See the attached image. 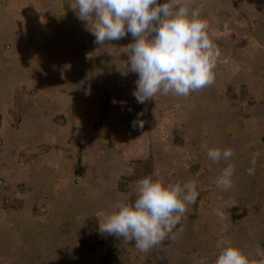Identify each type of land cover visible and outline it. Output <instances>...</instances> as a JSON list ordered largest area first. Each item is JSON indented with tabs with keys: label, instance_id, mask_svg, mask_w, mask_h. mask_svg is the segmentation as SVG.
Returning a JSON list of instances; mask_svg holds the SVG:
<instances>
[{
	"label": "rangeland",
	"instance_id": "obj_1",
	"mask_svg": "<svg viewBox=\"0 0 264 264\" xmlns=\"http://www.w3.org/2000/svg\"><path fill=\"white\" fill-rule=\"evenodd\" d=\"M189 3L201 9L220 50L215 81L187 98L157 94L140 104L132 95L138 75L126 68L130 35L94 43L75 0H0V112L21 111L14 130L59 125L34 129L32 143L46 133L52 145L19 152L14 187L0 181L17 198L32 195L31 217L1 219L0 264H213L221 240L250 257L264 249V40L259 51L253 37L264 3ZM24 141L12 142L23 150ZM213 147L234 155L213 164L206 156ZM59 148L68 150V182L55 178L68 170L65 155L51 156ZM59 157L62 167L50 170ZM228 163L233 187L218 188L214 181ZM146 176L195 181L198 197L173 234L145 254L134 241L101 234L97 213L134 200L136 182ZM14 203L5 202L4 211L16 212Z\"/></svg>",
	"mask_w": 264,
	"mask_h": 264
},
{
	"label": "clouds",
	"instance_id": "obj_2",
	"mask_svg": "<svg viewBox=\"0 0 264 264\" xmlns=\"http://www.w3.org/2000/svg\"><path fill=\"white\" fill-rule=\"evenodd\" d=\"M75 6L78 19L95 37L94 43L102 46L132 37L134 42L124 49L127 71L138 75L132 92L138 103L153 100L157 94L187 98L214 83L221 53L208 34L209 24L201 18V9L191 7L189 0H75ZM233 155L231 148L213 147L206 152L213 164L227 162ZM251 163L247 172L254 175L255 155ZM234 172L235 166L226 164L215 185L232 188ZM133 193L134 200L118 199L111 211L97 213L98 230L127 243L134 241L135 249L145 254L173 234L187 205L198 197L195 181L165 183L151 176L139 179ZM217 249L213 264H264V249L259 246L255 257L227 240H221ZM198 264L208 262L202 258Z\"/></svg>",
	"mask_w": 264,
	"mask_h": 264
},
{
	"label": "crops",
	"instance_id": "obj_3",
	"mask_svg": "<svg viewBox=\"0 0 264 264\" xmlns=\"http://www.w3.org/2000/svg\"><path fill=\"white\" fill-rule=\"evenodd\" d=\"M255 2L264 3V0H255ZM263 11H261V12L259 11L258 15L255 16L257 18V20H259V21H257L256 19L254 21L253 37H254L255 42L257 44H259L258 45L259 51H262V49H263L262 48L263 47L262 41L264 40V28H263L264 22L261 21L264 19V12ZM9 107L6 108L4 110V112H0V181H1L2 185L9 184V185H12V187H14V183H12L13 182L12 179H14V175L19 170L18 169L19 162L17 160L19 152L24 151V150L27 152V149L31 150V149H37V148H40V150H41L43 147V144L44 145H52V142L49 143L52 135H47L46 133L42 134L45 136L40 137V140H38V139L34 140L35 142L32 143V140L34 138L33 137L34 132H32V131L34 129H37V128H41L40 130H42L43 129L42 126H44L43 131L50 132L53 130L54 126H59V125H55L54 123L53 124L50 123V124H52L50 126V125H47V123H45L44 125L43 124L38 125L37 123H33L36 125V128L31 126L30 127L31 129H29V130L23 129V128H19L16 130L11 129V128H15V126H19V124H22V122L19 123V121L22 119H21V111L17 112V110H13L12 108H9ZM1 113H3L4 117L1 116ZM17 115H18L19 119L15 125L14 122H15V119H17ZM22 136L24 137V140H25L24 141L25 144L23 145V146H25V148L23 150L20 146L14 145V143L12 142L14 140V138L22 137ZM48 137H49V142H48ZM63 138H65V136ZM28 141H30V143H28ZM59 141H63V139L62 138L58 139L57 142H59ZM50 153H51V156L55 155L54 157H57V156L63 157L65 155V164H66V167L68 168L67 174H66L67 177L64 176L63 174L60 175L59 173H57L55 178H59L58 176H61L62 178H66L67 179L66 181L68 182V179L70 177L68 175L69 167L67 165V163H68V161H67L68 150L66 149V151H65L64 148H59L58 150L54 151V149H52ZM40 161H42V160H39V161L34 160L33 163L38 162L37 163V165H38L40 163ZM50 161H51L50 162V170L53 171L54 167L60 168L61 162H62L60 157L57 159L56 165L54 164L53 158H51ZM42 171H44V169ZM45 171H47V169ZM43 174L47 175L48 173L46 174L44 172ZM10 175L13 176V178H10L9 177ZM50 178H51V176H50ZM15 195H17V194H14V191L12 189L6 188V185L4 186V188H0V222H1V219L6 221L3 218V216H5V215H7L6 219L8 220V222L10 220L15 221V218H17V216H20V214H27L28 217H31L30 215L32 214V211H31V209H32L31 208V202L32 201H31L29 196H32V195L30 193H26V192H22V191L20 192V194H18V198ZM2 197L4 198L3 202L1 200ZM16 198H17V200L19 199L21 202L20 203L21 204L20 209H17L19 202L16 200ZM7 201H8V203H11V204H13L14 202L17 201L16 203H14L16 205V209H17L16 212L8 213V212L4 211L5 209L3 207L5 206V202L7 203ZM29 204H30V206H29ZM16 209H13L12 211H14ZM8 224H10V223H8Z\"/></svg>",
	"mask_w": 264,
	"mask_h": 264
}]
</instances>
